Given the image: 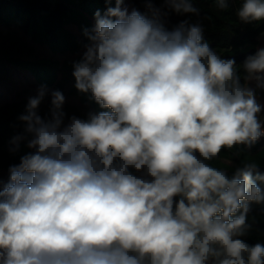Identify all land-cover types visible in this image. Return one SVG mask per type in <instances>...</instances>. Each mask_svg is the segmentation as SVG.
<instances>
[{
    "label": "clouds",
    "instance_id": "9594fccd",
    "mask_svg": "<svg viewBox=\"0 0 264 264\" xmlns=\"http://www.w3.org/2000/svg\"><path fill=\"white\" fill-rule=\"evenodd\" d=\"M233 2L215 0L220 11ZM114 3L84 29L72 73L106 110L65 123L52 91L43 118L42 86L19 117L13 151L24 139L33 151L0 179V264H264V245L242 239L264 173L247 156L231 176L209 163L264 136L250 87L264 89V47L237 66L199 22L165 27L168 12L199 16L193 0H145L150 16ZM236 16L264 21V0H240Z\"/></svg>",
    "mask_w": 264,
    "mask_h": 264
},
{
    "label": "trees",
    "instance_id": "16d2710c",
    "mask_svg": "<svg viewBox=\"0 0 264 264\" xmlns=\"http://www.w3.org/2000/svg\"><path fill=\"white\" fill-rule=\"evenodd\" d=\"M154 2L156 7L162 6V0ZM114 6V0L111 4L105 0H0V179L4 183L9 179V167L33 151L27 147V139L21 140L18 149L13 151L16 145L12 141L14 137L26 136L25 125L19 117L26 114L29 99L42 86L47 89L38 108L43 118L50 119L52 91H60L65 97V123L73 115L87 119L89 113L106 110L100 109L90 92L81 93L75 88L72 73L73 63L81 59L84 45L88 43L84 29L94 27L97 10L103 15L108 7ZM124 6L129 11L136 9L151 15L145 0H125ZM193 6L199 10V16L168 12L162 17L165 27L172 30L184 20L199 22L204 29L203 41L222 59L235 60L237 66L264 47V21L242 23L236 16L240 0L230 3L227 11L218 10L215 0H193ZM240 73L243 75L242 69ZM250 87L264 104V89L257 81H252ZM260 120L264 127V109ZM236 151L222 149L219 158L209 163L226 169L231 176L247 156L264 173V136L240 157L234 155ZM260 186L264 190V185ZM251 207L247 222L252 230L242 239L249 245H264V203Z\"/></svg>",
    "mask_w": 264,
    "mask_h": 264
}]
</instances>
